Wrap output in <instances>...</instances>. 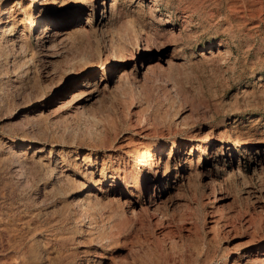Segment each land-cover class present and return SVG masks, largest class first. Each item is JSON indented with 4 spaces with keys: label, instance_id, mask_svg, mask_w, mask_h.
Here are the masks:
<instances>
[{
    "label": "rangeland",
    "instance_id": "obj_1",
    "mask_svg": "<svg viewBox=\"0 0 264 264\" xmlns=\"http://www.w3.org/2000/svg\"><path fill=\"white\" fill-rule=\"evenodd\" d=\"M117 1L108 29L93 26L87 51L102 80L83 111H55L69 77L44 75L8 31L0 39V264H244L264 242V167L257 178L248 159L264 135V0ZM10 2L0 0V17ZM141 45L151 54L144 75ZM109 50L123 62L114 71ZM89 64L73 66L80 80ZM191 146L183 175L173 159ZM170 150L175 183L159 192L146 162L162 170ZM84 156L87 172L72 173ZM95 159L126 182H92ZM62 163L71 178L58 174ZM89 190L80 215L72 198Z\"/></svg>",
    "mask_w": 264,
    "mask_h": 264
},
{
    "label": "bare ground",
    "instance_id": "obj_2",
    "mask_svg": "<svg viewBox=\"0 0 264 264\" xmlns=\"http://www.w3.org/2000/svg\"><path fill=\"white\" fill-rule=\"evenodd\" d=\"M32 3L34 5L33 12H28L26 8ZM130 3L131 6H135L137 5L138 0H130ZM119 13L120 8L117 0H28L27 3L25 0H11L10 7L6 8L0 17V39H2L5 30L8 31V33L12 35V41L15 42L18 49L24 53L23 55L25 58L32 59L33 57H36V62L40 63V66L43 68L44 75L57 74L60 78L69 77V80L66 81L65 78L59 87L61 89H63V87L67 89L72 88V92L69 95L70 97L64 98L63 96H59L58 104L53 107L55 111L63 110L68 106H74L83 111L82 109L87 108L89 101L95 95L97 82L102 80L101 75H99L100 71H98L99 67H103L102 64L100 65L97 63L96 65V63H92V55L90 56L89 54L91 52L88 53L87 51L93 38V26H97L101 30L106 31ZM31 32H34V44L30 46L28 44V38ZM222 44L223 43L219 41L217 46ZM217 54L223 57L227 53L225 49L218 47ZM117 55L118 54L114 52H110V50L109 52H106L105 59L108 61L107 63L110 64V68L108 69L109 71H114L115 67L123 63L121 62L122 59ZM150 58L151 54L149 53L148 48L145 45L138 46V54L135 57V66L138 70H143V75L146 71H150L151 69V63L148 62ZM80 63H91L89 64L91 72L87 74V77L84 80H80V77L85 72H75L72 70L75 64ZM45 97L39 96V100L44 99ZM148 132H146L144 136L148 135ZM260 136L261 135L257 138L252 137V153L248 155V159L252 161L253 164V174L257 178L260 176V172L264 167V135ZM130 138V136H127L126 142H132ZM30 143L32 142L30 141L26 145L28 148L33 147ZM38 149L39 148H36L35 152H37ZM191 149L192 146L190 147V150L185 153H181L178 150L175 158L173 159L177 172L178 168H183V175L188 172V168L191 164V158H189ZM227 151H229V156L232 160L231 148ZM58 157L63 158L60 153H58L57 158ZM171 158L172 153L170 150L167 158H165L162 162V170L160 169L159 160L158 163L154 162L152 159H149L146 162L149 173L148 181L153 182L154 188H156L159 192L160 190L164 191L168 188L169 184H172L175 181L177 173L176 175L171 173ZM85 159L86 156H84L82 161L76 163L79 167H77L78 169H71L72 173L75 172L74 174L80 175L83 172H87L85 170L86 168L84 170L80 168L82 167ZM241 162L242 159L239 158L237 170L241 168H239V164ZM87 166L91 167L90 177L92 182H96L98 180H109L110 183H118L120 181L126 182L125 174H123L122 178H120L118 171H116V169L118 170L120 167L114 168L111 173L105 170L104 165L98 170L97 159H95V161L88 162ZM58 169L59 175L65 178H71V174L67 171L68 167L64 166L63 163ZM92 173H97L98 175L94 177ZM59 180H61V178ZM247 191L250 193V191L252 192V189L247 188ZM253 194L255 196L254 192ZM90 196L93 197L94 193L89 190L86 191V193H83L82 196H75L72 198L73 204H75L80 215L87 213L86 209L90 205ZM157 196L158 194L153 190V193L147 199V206L151 208L152 213L158 211L156 200ZM93 198L95 199V197ZM98 202L99 201H97V203ZM131 212L134 214V209H131ZM89 226V222L85 224V228H88ZM244 258V264H264V242L254 244L252 248L246 252ZM95 261V259L87 258V262L85 264H95Z\"/></svg>",
    "mask_w": 264,
    "mask_h": 264
}]
</instances>
